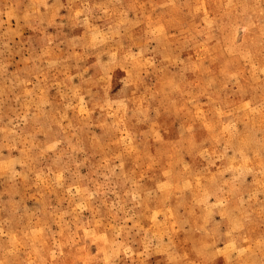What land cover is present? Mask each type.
<instances>
[{
	"label": "rangeland",
	"instance_id": "374dc122",
	"mask_svg": "<svg viewBox=\"0 0 264 264\" xmlns=\"http://www.w3.org/2000/svg\"><path fill=\"white\" fill-rule=\"evenodd\" d=\"M0 264H264V0H0Z\"/></svg>",
	"mask_w": 264,
	"mask_h": 264
}]
</instances>
